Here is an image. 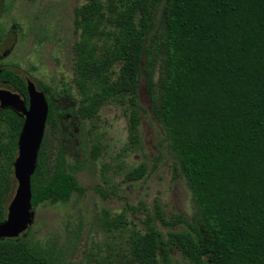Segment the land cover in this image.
Returning a JSON list of instances; mask_svg holds the SVG:
<instances>
[{"label":"trees","instance_id":"obj_1","mask_svg":"<svg viewBox=\"0 0 264 264\" xmlns=\"http://www.w3.org/2000/svg\"><path fill=\"white\" fill-rule=\"evenodd\" d=\"M108 11L118 33L106 48L94 44L103 35L96 22L107 18L100 0L75 11L79 86L104 83L106 93L129 96L136 105L143 84L194 201L190 217L167 220L160 210L147 216L121 264H179L173 252L189 264H264V0H132L118 12L111 3ZM117 62L121 68L111 81ZM0 85L28 102L26 79L12 68L3 70ZM40 86L50 111L31 180L33 208L85 192L68 171L67 147L76 138V118L91 116L98 104L77 105L72 96ZM24 122L14 110L0 108V224L17 184ZM139 125L134 111L131 130ZM49 133L59 144L55 158L46 154ZM159 225L184 229L164 234ZM0 264L47 262L24 234L0 239Z\"/></svg>","mask_w":264,"mask_h":264},{"label":"rangeland","instance_id":"obj_2","mask_svg":"<svg viewBox=\"0 0 264 264\" xmlns=\"http://www.w3.org/2000/svg\"><path fill=\"white\" fill-rule=\"evenodd\" d=\"M131 1L100 0L107 18L96 22L103 32L94 39L99 48L110 46L118 33L107 21L114 17L109 5L113 3L118 12ZM86 2L0 0V47L10 51L0 65L32 80L39 89L43 83L61 97L72 96L77 105L89 107L98 101L91 116L76 118V138L67 147L68 171L85 192L34 207V222L24 233L29 247L42 254L47 264H121L129 256L131 237L142 233L147 216L156 217L160 210L170 220L194 212L191 190L173 164L144 85L136 105L129 96L106 93L104 83L91 81L80 88L75 52L80 30L75 25V11ZM121 64L115 63L109 71L111 81L117 78ZM134 111L140 116L135 132L131 130ZM58 147L56 134L49 133L46 154L55 158ZM135 172L142 176L130 177ZM158 227L164 234L184 229ZM172 257L179 264H189L179 252Z\"/></svg>","mask_w":264,"mask_h":264},{"label":"water","instance_id":"obj_3","mask_svg":"<svg viewBox=\"0 0 264 264\" xmlns=\"http://www.w3.org/2000/svg\"><path fill=\"white\" fill-rule=\"evenodd\" d=\"M27 91L28 102L19 93L0 88V108L12 109L25 119L14 164L17 188L8 205L7 219L0 224V239L19 238L34 222L31 180L37 169L50 107L45 93L30 79Z\"/></svg>","mask_w":264,"mask_h":264},{"label":"flooded vegetation","instance_id":"obj_4","mask_svg":"<svg viewBox=\"0 0 264 264\" xmlns=\"http://www.w3.org/2000/svg\"><path fill=\"white\" fill-rule=\"evenodd\" d=\"M9 53H10L9 50L2 51V48L0 47V59H1V58H2V59L6 58V57L9 55ZM5 68H6V67H2V66L0 65V69H2V73H3V70H4ZM1 75H2V74H1ZM27 80H28V79H26V83H27ZM0 88H3V86L0 87ZM7 88H8V87H7Z\"/></svg>","mask_w":264,"mask_h":264}]
</instances>
